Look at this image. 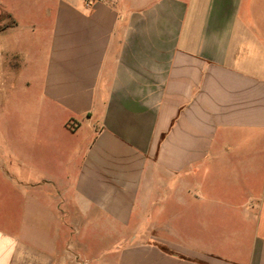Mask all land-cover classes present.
I'll list each match as a JSON object with an SVG mask.
<instances>
[{"label": "crops", "instance_id": "crops-1", "mask_svg": "<svg viewBox=\"0 0 264 264\" xmlns=\"http://www.w3.org/2000/svg\"><path fill=\"white\" fill-rule=\"evenodd\" d=\"M23 3L0 264H264V0Z\"/></svg>", "mask_w": 264, "mask_h": 264}, {"label": "rangeland", "instance_id": "rangeland-1", "mask_svg": "<svg viewBox=\"0 0 264 264\" xmlns=\"http://www.w3.org/2000/svg\"><path fill=\"white\" fill-rule=\"evenodd\" d=\"M27 0H24L26 2ZM24 6H27L26 3H23V0H0V17L6 16V12H13L15 8L18 7L21 9V19L24 24H28L30 22V14L27 10L24 9ZM2 15V16H1ZM0 21L8 24L9 21L6 18H0ZM26 95L22 92V88L20 87L16 92L11 93L8 99H4L5 106L0 109V115L3 117H23V109L21 107V100L25 99ZM11 122L7 121L5 126L8 127L10 130L12 129Z\"/></svg>", "mask_w": 264, "mask_h": 264}, {"label": "built area", "instance_id": "built-area-1", "mask_svg": "<svg viewBox=\"0 0 264 264\" xmlns=\"http://www.w3.org/2000/svg\"><path fill=\"white\" fill-rule=\"evenodd\" d=\"M89 3H93L95 0H87Z\"/></svg>", "mask_w": 264, "mask_h": 264}]
</instances>
